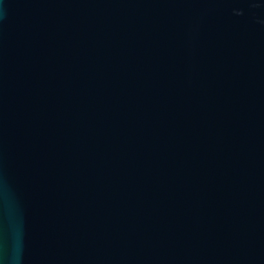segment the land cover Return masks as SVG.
<instances>
[{
	"label": "water",
	"instance_id": "obj_1",
	"mask_svg": "<svg viewBox=\"0 0 264 264\" xmlns=\"http://www.w3.org/2000/svg\"><path fill=\"white\" fill-rule=\"evenodd\" d=\"M0 264H264V0H0Z\"/></svg>",
	"mask_w": 264,
	"mask_h": 264
}]
</instances>
